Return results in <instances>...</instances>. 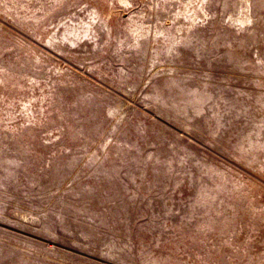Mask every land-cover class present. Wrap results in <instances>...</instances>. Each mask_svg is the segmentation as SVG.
Returning <instances> with one entry per match:
<instances>
[{
    "label": "rangeland",
    "instance_id": "obj_1",
    "mask_svg": "<svg viewBox=\"0 0 264 264\" xmlns=\"http://www.w3.org/2000/svg\"><path fill=\"white\" fill-rule=\"evenodd\" d=\"M0 264H264V0H0Z\"/></svg>",
    "mask_w": 264,
    "mask_h": 264
}]
</instances>
